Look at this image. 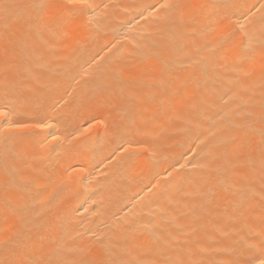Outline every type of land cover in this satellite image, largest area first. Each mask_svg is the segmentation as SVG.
I'll return each mask as SVG.
<instances>
[{"label":"bare ground","instance_id":"6f19581e","mask_svg":"<svg viewBox=\"0 0 264 264\" xmlns=\"http://www.w3.org/2000/svg\"><path fill=\"white\" fill-rule=\"evenodd\" d=\"M37 2L0 0V258L259 264L264 0H87L70 34Z\"/></svg>","mask_w":264,"mask_h":264},{"label":"snow or ice","instance_id":"6c2138e0","mask_svg":"<svg viewBox=\"0 0 264 264\" xmlns=\"http://www.w3.org/2000/svg\"><path fill=\"white\" fill-rule=\"evenodd\" d=\"M12 6L9 4H0V10H3L5 15H7L8 9ZM32 14L36 24L33 27L44 30L50 27H55L57 31L63 32L65 34H70L74 30L78 29L85 24V18L88 16V5L87 0H59V2H49V0H38L37 3L32 4L31 6ZM169 7H176L169 5ZM50 10L55 11V16L50 23H42L43 17ZM239 35L238 33L236 34ZM255 55V50L251 41L247 37H242L239 39L238 45L235 49V58L233 61V69L238 73L243 70L248 62H250ZM0 116H5V113L0 111ZM6 124L8 128L13 127H31V125H15L13 122L7 120ZM4 141L6 142L3 148V151L0 152L5 161L13 159L17 156L16 144L13 142V136L9 133H5L3 136ZM56 139V137H53ZM261 153L264 155V131L261 133ZM18 175V172L14 173ZM25 191L22 186L17 185L14 181L5 186V192L11 190ZM4 206L6 209L11 208V201L5 197ZM43 245H41L42 247ZM56 253H52L51 258H41L26 260L23 262H18L15 259L14 254L9 258H0V264H61L59 260L55 258ZM79 264H122V262L115 261L112 259L104 258L103 255L97 259H82ZM162 264H179V262L166 261ZM259 264H264V259L259 261Z\"/></svg>","mask_w":264,"mask_h":264}]
</instances>
